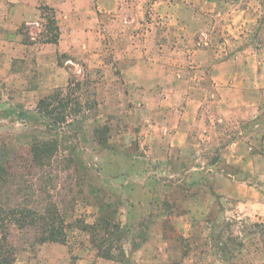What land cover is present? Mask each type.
I'll list each match as a JSON object with an SVG mask.
<instances>
[{
    "label": "rangeland",
    "instance_id": "1",
    "mask_svg": "<svg viewBox=\"0 0 264 264\" xmlns=\"http://www.w3.org/2000/svg\"><path fill=\"white\" fill-rule=\"evenodd\" d=\"M142 6L148 41L139 55L162 61L145 100L123 73L131 47L112 21L120 15L105 19L118 30L98 57H58L64 86L29 96L40 87L36 59L16 63L20 88L0 71V204L53 208L67 237L41 243L35 228L0 217L14 264H264V0ZM38 15L39 26L19 31L43 44L56 12ZM69 81L80 85L68 91ZM58 91L83 109L51 131L36 109ZM119 247L121 260L102 256Z\"/></svg>",
    "mask_w": 264,
    "mask_h": 264
},
{
    "label": "crops",
    "instance_id": "2",
    "mask_svg": "<svg viewBox=\"0 0 264 264\" xmlns=\"http://www.w3.org/2000/svg\"><path fill=\"white\" fill-rule=\"evenodd\" d=\"M141 1L142 3L133 4L127 0H0V71L3 70L7 79L15 83V87L20 88L25 74L16 69V63L36 59L40 72V87L36 92H29V96L64 86L67 83L65 76L67 72L65 68L58 66V57L66 55L69 57L68 60L74 61L73 58H78V52L88 55L95 53V57H98L103 51V42L111 35L110 31L114 29L117 32L118 28L113 25L115 23L124 31L123 33L117 32L121 40L127 38L126 41L131 47L128 55L121 59L125 63H130L125 66L127 71L123 70V73L128 75V83L131 86L145 88L142 89L141 96L145 100L153 86L156 71L160 70L159 63L162 61L161 59L153 61L151 58L148 61L144 55H139L145 50L143 48L147 46L146 41H148L146 39L148 34H145L148 30L141 27L144 19L140 14L142 10L145 11L142 6L145 0ZM42 4L56 12L60 30L59 41L57 44H37L35 42L25 44L19 30L25 25L39 23L38 13ZM161 4L155 2L154 7ZM135 5L138 6L135 8ZM112 14L120 15V18L112 20L113 23H107L106 20L110 19L108 16ZM186 26L188 30L193 28ZM131 30L136 32H131ZM152 35L151 32L150 36ZM32 40L35 41L34 38ZM144 52L148 53V51ZM97 63L104 64V62ZM213 72L215 77L224 75V71L220 68L214 69ZM45 83L47 86H44ZM182 126L185 129V126ZM187 134H185L186 137H182V133L178 132L175 139L187 138Z\"/></svg>",
    "mask_w": 264,
    "mask_h": 264
},
{
    "label": "trees",
    "instance_id": "3",
    "mask_svg": "<svg viewBox=\"0 0 264 264\" xmlns=\"http://www.w3.org/2000/svg\"><path fill=\"white\" fill-rule=\"evenodd\" d=\"M41 8L42 10H49L51 12H54V9L49 8L47 6H43ZM47 30L49 33L51 32L52 35L50 37L49 35H47L43 43L57 44L60 38V30L55 15H52V18L49 21V24L47 25ZM24 42L25 44H32L26 39H24ZM73 85L79 86L80 83H74L73 81H69L68 91L72 88ZM72 103L74 104L71 106ZM82 109L83 105L80 101L74 102L70 97L65 98L63 92L58 91L54 97L49 96L41 99L37 105L36 112L39 114V118H41L42 120H49V123H43L44 126L50 129L51 131H55L61 128L63 124L69 122L68 118H70L72 112L75 113L79 110L81 111ZM20 111L21 112H18V110L15 109V113L12 112V114H17V119L28 120L29 116H27V114H24L22 112L23 110ZM6 115L9 116L10 114ZM53 143L54 141H47L43 144V146L45 148L48 147L49 150L51 148L54 149ZM99 145L101 147L107 148V139H105V137H101L99 139ZM43 150L44 149L40 147L39 151L42 152ZM1 180L5 179L1 178ZM0 217L11 218L9 221L10 223L20 226L22 228H35L40 233L39 241L41 243L66 242L67 237L62 226V218L59 213L53 208H51L49 211H45L42 213L36 210H31L27 207L4 206L0 204ZM6 220L7 219L5 218L2 219L3 222H5ZM103 225L106 226V233H109L108 230L110 227H112V225L110 226L108 218H104ZM0 228L2 227L0 226ZM113 228L114 232H118L119 235L122 236V232L120 231V225L114 224ZM7 239V236H2L0 238V264H14L16 261L15 250L8 243ZM102 256L107 259L121 260V257L123 258L124 256V252L122 248L119 247L117 253L112 251V249H109L103 252Z\"/></svg>",
    "mask_w": 264,
    "mask_h": 264
},
{
    "label": "built area",
    "instance_id": "4",
    "mask_svg": "<svg viewBox=\"0 0 264 264\" xmlns=\"http://www.w3.org/2000/svg\"><path fill=\"white\" fill-rule=\"evenodd\" d=\"M35 23H32L31 25H34ZM37 26H39V23H36Z\"/></svg>",
    "mask_w": 264,
    "mask_h": 264
}]
</instances>
